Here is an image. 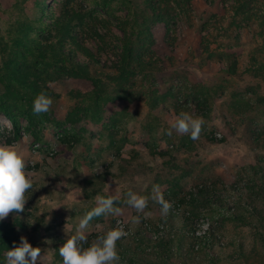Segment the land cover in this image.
Masks as SVG:
<instances>
[{"label":"rangeland","instance_id":"rangeland-1","mask_svg":"<svg viewBox=\"0 0 264 264\" xmlns=\"http://www.w3.org/2000/svg\"><path fill=\"white\" fill-rule=\"evenodd\" d=\"M77 1L86 16L73 33L94 58L75 53L98 65L97 83L65 71L41 82L57 96L46 117L19 116V129L0 108V145L18 148L34 180L26 193L32 225L21 237L43 247V264H63L59 249L96 197L118 191L122 215L94 218L87 235L90 245L124 223L120 264H264V0H165L167 21L149 27L151 39L142 33L146 0ZM68 4L0 0V50L14 49L20 21L37 27L42 19L46 27ZM126 37L144 65L122 74L114 67L123 63ZM182 111L203 119L199 139L167 135ZM203 184L215 185L225 205L182 204ZM153 185L172 205L166 217L151 200L146 219L123 203L129 191L150 196Z\"/></svg>","mask_w":264,"mask_h":264},{"label":"trees","instance_id":"trees-1","mask_svg":"<svg viewBox=\"0 0 264 264\" xmlns=\"http://www.w3.org/2000/svg\"><path fill=\"white\" fill-rule=\"evenodd\" d=\"M67 1L69 4L63 14L47 22L46 27L43 26L45 22L42 19H40L41 25L37 27L29 20L20 21L17 24L19 30L15 31V33L13 31L12 33L13 35L15 34L12 38L14 49L11 51L8 48L0 50V85L3 86L2 91L0 89V108L10 118L17 129L20 126L19 116H26L31 121L34 120L33 116H37L33 114V101L41 92L46 93L50 98L57 96L49 91L48 87L43 86L41 82H45L49 78L61 79L63 76L62 71H65L69 77L78 81L87 79L97 83V76L92 75V69L98 65L94 62H86L77 58V54L75 53L76 50H81L84 54L94 58L93 53L87 47L83 46V43L73 33L74 24L77 25L79 22H84L86 12L82 9L81 4L78 3L79 1ZM167 3L168 1L165 2V0L145 1L146 10L150 14H142L141 16L144 27L142 33L146 34L148 39H151L149 27L167 21V16L165 15V12L168 13V8H166ZM40 8L42 7L40 6ZM87 26L90 28L92 34H99L94 23H88ZM100 38L104 39L101 35ZM126 39L127 37L123 45V63L122 65L114 67L118 71L121 70L122 74L136 70L133 65L134 62L139 63V68L141 69L144 65L143 62H139L140 55L136 53L139 45L131 38ZM67 43H72L75 49L66 51L65 46ZM50 68L54 71L53 73H50ZM234 72L232 71V73ZM73 94L77 98H92L91 95L84 96L81 93ZM101 99V96H97V99L93 98V101L99 104ZM40 115L47 116L46 113ZM19 137L20 133H17L15 138L18 139ZM253 169L255 173H259L256 165L253 166ZM262 192L264 193V186L262 187ZM187 198H189V201ZM252 200L253 208L258 210L257 205L259 203L255 199ZM200 201L204 206L214 204L221 208L225 205L224 198L220 196L217 187L213 184L198 185L194 190L182 196L181 199L182 204L186 206L187 202L197 205ZM259 212L260 216L264 219L263 211ZM22 214H25V216H22ZM30 218L31 213L28 212L27 205H25L24 211L12 213L9 221L5 219L0 221V264H4V255L14 246V243L17 246L19 245L21 238L20 230H27L32 225ZM237 218L241 219L242 217ZM186 219L190 220V223L192 222L188 216ZM34 228L37 230L38 226ZM40 246L37 243L36 247ZM41 248L43 249V247Z\"/></svg>","mask_w":264,"mask_h":264},{"label":"clouds","instance_id":"clouds-1","mask_svg":"<svg viewBox=\"0 0 264 264\" xmlns=\"http://www.w3.org/2000/svg\"><path fill=\"white\" fill-rule=\"evenodd\" d=\"M52 103V99L41 92L33 101V114L48 112ZM203 125L202 118L182 111L169 122L167 135L172 136L173 132L178 135H190L195 141L199 139ZM33 184V174L27 171L24 155L15 145H0V221L7 218L10 213L24 211L28 201L26 193L33 188ZM127 197L123 203L135 209L138 214H144L145 219L151 215L145 212L150 200L160 205L161 214L165 217L172 206L164 198L159 185H153L150 196H141L129 191ZM96 202V206L79 220L75 234L60 247L59 256L62 257L63 264H120L117 242L129 234L125 231L124 223L118 222L117 227L98 236L90 245L87 235L90 221L94 218L122 215V208L116 206L121 202L120 194L116 191L107 198L97 196ZM130 222L138 224L140 215L131 217ZM66 229L67 224L65 231ZM41 251V248L33 247L27 237L22 236L19 245L14 243V246L5 253L4 264H37L38 260L43 264L44 256H41Z\"/></svg>","mask_w":264,"mask_h":264}]
</instances>
